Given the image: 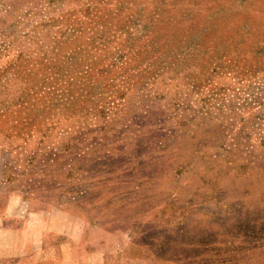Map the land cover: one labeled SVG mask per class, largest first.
Here are the masks:
<instances>
[{"label":"rangeland","instance_id":"obj_1","mask_svg":"<svg viewBox=\"0 0 264 264\" xmlns=\"http://www.w3.org/2000/svg\"><path fill=\"white\" fill-rule=\"evenodd\" d=\"M0 197L40 247L264 264V0H0Z\"/></svg>","mask_w":264,"mask_h":264},{"label":"crops","instance_id":"obj_2","mask_svg":"<svg viewBox=\"0 0 264 264\" xmlns=\"http://www.w3.org/2000/svg\"><path fill=\"white\" fill-rule=\"evenodd\" d=\"M1 199L0 264H111L109 255L86 244L84 237L70 235L62 244L40 247L30 240L37 233L34 221L5 212L8 203Z\"/></svg>","mask_w":264,"mask_h":264}]
</instances>
